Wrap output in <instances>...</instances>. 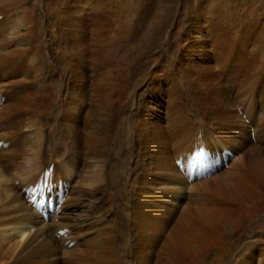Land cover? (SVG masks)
<instances>
[{
    "label": "rangeland",
    "instance_id": "rangeland-1",
    "mask_svg": "<svg viewBox=\"0 0 264 264\" xmlns=\"http://www.w3.org/2000/svg\"><path fill=\"white\" fill-rule=\"evenodd\" d=\"M122 1H23L22 8L33 19V33L27 40L37 42L35 54L41 69L38 76L42 91L26 98L18 72L0 76V107H5L0 108V114L19 112L13 108L19 102V94L26 98V104H31L23 107L30 117L23 132L33 143L29 147L32 161L27 164V173L37 174L39 165L48 158L65 163L72 160L75 169L63 188L64 197L52 191L55 186L48 188V181L41 180V175L34 178L38 181L34 186L41 184L42 197L55 195L57 199L56 207L47 208L46 212L34 206L31 209L37 195H26L25 188L16 185L18 181L10 180L26 196L27 205L23 208L35 213L34 220L43 219L39 238L36 236L30 242L33 246L21 256L46 240L40 249L54 251L55 264H82L83 257L75 254L74 261L72 255L63 252L65 247L73 248L74 242L68 245L62 240L64 236L76 237L77 250L100 237V241L107 238L110 231L115 232V251L109 264H131L135 254L143 263L134 246L140 235L138 221L145 210L139 199L142 195L148 197L151 190L157 193L165 175H154L157 173L148 169V176L153 175L155 183H146L141 174L142 159L138 151L134 155L132 144L138 142L135 150L148 145V153L153 155L163 150L178 163L175 153L181 148L177 145L180 137L175 135V122L182 118L192 122L189 133L197 127L189 136L193 141L188 140V147L199 149L200 127L204 135L206 129L201 124V108H217V119L230 125L226 142L240 151L246 161L245 169L264 163V0ZM13 38L17 37H0V47L12 44ZM188 65L196 69L190 72ZM212 80H216V85L210 87ZM72 107L76 108L75 114L67 118V108ZM173 108L182 118L168 120L174 115ZM203 114L207 116L206 112ZM146 118L153 122L157 138L144 144L139 141L135 122L143 126ZM172 126L174 134L169 129ZM12 138H0L1 163H9L7 153ZM88 139L97 146L89 153ZM162 141L165 143H159ZM6 144L9 145L5 149ZM227 164L215 166L214 173L209 170L203 177L216 175L220 182L228 181L229 177L222 178ZM189 166L188 160L185 168L178 169L190 179ZM94 172L98 173V181L90 185ZM131 176L134 183L130 184ZM86 190L95 194L93 206V194ZM163 201L168 202L166 198ZM249 226L245 240L235 242L221 260L212 250L205 257V264H236L234 251L245 253L247 242L264 244V210L254 215ZM5 243L0 249V264L12 262L9 255H3ZM18 254L14 258L21 257Z\"/></svg>",
    "mask_w": 264,
    "mask_h": 264
},
{
    "label": "bare ground",
    "instance_id": "bare-ground-1",
    "mask_svg": "<svg viewBox=\"0 0 264 264\" xmlns=\"http://www.w3.org/2000/svg\"><path fill=\"white\" fill-rule=\"evenodd\" d=\"M23 1L0 0V37H4L5 34L8 37H17L11 39L12 44L7 43L0 47V76L18 72L19 78L25 86L23 88L26 98H28L33 92L42 91L40 82L42 80L38 76L41 69L35 54L37 47L35 43L37 42H28L27 40L33 33V19L26 8H22ZM187 69L193 72L196 67L188 65ZM203 69L206 72L211 71L210 68ZM214 85H216V80L210 81L209 86L213 87ZM16 97L19 102L13 105V108L19 112L12 114L9 111L7 115L5 112L0 114V138L3 135L14 137V139L12 138L11 149L9 148L7 153L10 158L9 163L0 162V249L2 245L4 246L3 243L7 242L6 253L3 255H9L12 258L10 264H55L57 258L53 260L52 257L56 253L54 251L43 252L40 249V246L42 247L47 243L46 240L41 241L26 255L21 256L31 247L32 243L30 242H33L36 236L39 238L38 234L43 228L39 226L43 219L41 221L34 220L32 215L35 213L31 214V209L36 207L38 210L45 209L43 211L46 212L47 208H50V204L48 207H44L40 202H36L40 195L36 193L38 185L34 186L38 181L33 180L41 175V180L46 179L48 181V188L51 189L55 186L63 190L69 178L72 177V173H74L75 163L72 160L65 163L66 161L62 159L48 158L44 159V164L39 165L37 174L27 173V164L32 161V157L29 155V147H32L33 143H30L29 138L23 132L24 127L30 123L27 108L23 107L28 105L31 107V104H26V98L21 94L16 95ZM0 108L5 107L2 104ZM94 110L98 111L99 108H94ZM75 111L76 108H67L66 117H72ZM216 111L217 108L200 109L201 124L206 129L204 135V130L200 127L198 139L196 138L198 146H201L198 149L188 147L189 136L197 127L195 126L194 130L189 133L192 122L184 120L176 108H173L174 115L168 120L174 119L175 116L182 118L174 125L176 127L175 135L178 134L180 137L178 139L176 136L177 145L181 148L179 153H175V159H178V163L174 161L172 154L163 152L161 148L159 151H162L153 155L148 153V145L141 150L139 148L135 150L138 142L132 144L134 155L137 156L136 151H138L142 159L140 160L143 169L141 174L144 175L145 182L155 183L153 175L148 176V169L157 173L154 175H165V177L162 179L157 193L154 192L155 190H151L148 197L142 195L139 199L145 210L138 221L140 223V235L134 246H136V252L141 254L143 263H141L138 254L134 253L135 262L131 264H199L200 262L205 264V257L212 250L221 260V256L227 255L235 242L239 243L245 240L248 236L247 230H250V222L254 220V215L260 210H264V163L253 168H244L246 161H243L240 151L234 150L235 148L226 142L229 139L231 127L217 119ZM203 112H206L207 116ZM31 124H34L33 119H31ZM135 125L141 143L147 144L157 138V133L154 131L155 126L147 118L145 125H143L144 128L139 122H135ZM169 129L174 134L173 126L172 129L170 127ZM190 141L192 142L193 139ZM159 143L164 144L165 142ZM7 145L9 144L4 146L5 149ZM87 145L88 153L97 147L93 139H88ZM152 155L153 158L147 157ZM185 159L186 161L189 160L191 164L189 167H192L190 172L192 178L190 179L188 174L183 176L178 169L185 168ZM225 164L228 165V169L226 167L222 178L229 177L228 181L220 182L216 175L210 176V178L207 177L209 175L203 177L204 169H209L211 173L212 171L214 173L216 167ZM89 165L91 166V163ZM44 172H47L45 178L42 177ZM96 173H92L91 177L94 180L89 182L90 185L98 181L96 180L98 173ZM197 173L201 174L193 179ZM187 178L188 180H185ZM10 180L18 181L16 185L25 188L26 195L30 193L37 195L32 201L34 207L29 204L31 209L23 208L27 205L26 196L17 189V186H12ZM131 180L129 183H134L132 176ZM41 183L43 184V182ZM13 191L14 194L12 195ZM86 191L93 194L91 190ZM62 192H58V194ZM94 195L90 197L92 206L95 202ZM148 198L150 199L148 200ZM164 198L168 200L167 203H164ZM20 212L24 213L6 218L13 213ZM95 212V210L92 211V213ZM36 224L37 228L35 227ZM100 228L102 229V227ZM159 233L161 236L158 235ZM114 235L115 232L109 231L107 238L104 236L105 239L100 241V237L99 241H93V244L91 242L82 249L77 247V250H75V246L79 244L75 241L76 237L67 238L64 236L63 239L61 238L63 242L68 245H71L72 241L74 242L71 245L73 248L65 247L63 252L72 255L74 261L76 255L79 258L83 257L82 264H109L113 257L112 252L115 251ZM11 236L17 238L14 239ZM20 249L21 251L18 252ZM233 250L235 249L230 251ZM245 250V253H241V255L236 251L233 252L232 256L238 257L236 264H264V244L247 242ZM15 253H19L18 255L21 257L14 258ZM36 255L37 258H35Z\"/></svg>",
    "mask_w": 264,
    "mask_h": 264
}]
</instances>
